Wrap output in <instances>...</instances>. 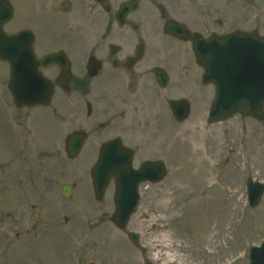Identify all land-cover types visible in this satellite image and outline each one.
<instances>
[{"label":"rangeland","instance_id":"1","mask_svg":"<svg viewBox=\"0 0 264 264\" xmlns=\"http://www.w3.org/2000/svg\"><path fill=\"white\" fill-rule=\"evenodd\" d=\"M11 1L19 18L6 25L9 33L24 27L32 15H43L41 7H29L26 0ZM147 1L151 9L160 6L169 17L206 36L236 29L264 35V0ZM154 23L161 31L164 20L156 18ZM9 75L8 64L0 62V159L5 162L17 152L19 157L16 166L9 159L8 166L0 169V264H145L147 260L250 264L251 247L264 240V197L258 207L250 208L246 182L253 178L264 183V121L238 114L209 124L214 86L197 87L193 78L185 83L190 75L184 81L178 75L183 81L179 87L190 95L177 92V96L189 99L191 116L177 123L171 131L176 134L173 148L169 151L168 145L161 155L168 177L161 184L141 186L139 211L122 232L109 220L114 211L113 190L108 189L102 202L92 197L90 167L77 169L74 178L81 190L74 200L63 203L57 190L61 182L73 180L67 172L69 163L52 167L29 156L31 150L54 149L51 142L56 141L57 132L44 118L46 111L14 106L7 88ZM13 116L23 128L19 131L23 139ZM45 181L54 182L47 191L56 198L44 196ZM131 231L139 234L140 247L128 239Z\"/></svg>","mask_w":264,"mask_h":264},{"label":"flooded vegetation","instance_id":"2","mask_svg":"<svg viewBox=\"0 0 264 264\" xmlns=\"http://www.w3.org/2000/svg\"><path fill=\"white\" fill-rule=\"evenodd\" d=\"M25 4L41 7L43 15H32L13 33L30 30L39 59L59 54L58 62L41 68L55 87L52 105L45 108L50 109L45 118L57 132L55 148L31 150L29 156L52 167L68 162L67 172L73 178L77 168L95 165L109 142H120L131 153L134 166L165 159L163 150L171 148L176 136L171 132L177 121L170 103L178 99V75L183 79L194 70L185 63L191 42L161 32L154 23L156 18L168 20L160 6L151 9L147 0H138L135 7L133 0H26ZM80 136L83 148L72 153L71 142ZM20 156L23 166L24 155ZM18 158L17 153L11 155L12 167ZM53 183H45V197L54 196L47 191ZM58 189L62 198L69 191L73 199L77 178Z\"/></svg>","mask_w":264,"mask_h":264},{"label":"water","instance_id":"3","mask_svg":"<svg viewBox=\"0 0 264 264\" xmlns=\"http://www.w3.org/2000/svg\"><path fill=\"white\" fill-rule=\"evenodd\" d=\"M12 16L9 1L0 0V59L11 64L10 89L20 107L48 104L52 97L51 88L26 85L30 80L43 81L37 71L32 49L23 42L26 36H11L4 32V25ZM167 31L186 37L183 25L169 23ZM193 43L198 63L206 70L205 84L213 83L216 86L210 121L226 120L236 113L264 120V36L237 31L210 39L196 36ZM174 106L179 120H185L189 115L187 103L178 101ZM109 152L110 148L107 147L92 172L96 197L99 200L104 198L109 181L114 176L117 180L116 212L111 221L125 230L139 202V185L162 181L166 168L163 163H147L139 170H134L131 163L125 166L109 165ZM247 185L251 206L256 207L264 195V184L249 180ZM129 238L139 245L137 234L130 233ZM250 259L251 264H264V243L252 249Z\"/></svg>","mask_w":264,"mask_h":264},{"label":"bare ground","instance_id":"4","mask_svg":"<svg viewBox=\"0 0 264 264\" xmlns=\"http://www.w3.org/2000/svg\"><path fill=\"white\" fill-rule=\"evenodd\" d=\"M173 148V147H172ZM171 151V150H170Z\"/></svg>","mask_w":264,"mask_h":264}]
</instances>
